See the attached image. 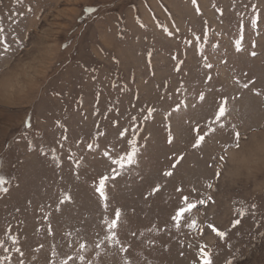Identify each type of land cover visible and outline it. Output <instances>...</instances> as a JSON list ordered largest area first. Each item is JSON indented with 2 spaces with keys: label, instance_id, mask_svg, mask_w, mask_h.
<instances>
[{
  "label": "rangeland",
  "instance_id": "rangeland-1",
  "mask_svg": "<svg viewBox=\"0 0 264 264\" xmlns=\"http://www.w3.org/2000/svg\"><path fill=\"white\" fill-rule=\"evenodd\" d=\"M0 28V174L11 181L0 194V264H118L121 248H134L136 264H203L204 254L264 264V195L216 175L237 151L230 134L242 145L264 128V0H0ZM209 83L231 109L216 124L196 99H211ZM181 100L197 103L192 135L207 132V144H179L176 170L162 118ZM133 145L138 165L108 182L105 211L93 185ZM188 202L197 208L174 220Z\"/></svg>",
  "mask_w": 264,
  "mask_h": 264
},
{
  "label": "snow or ice",
  "instance_id": "snow-or-ice-1",
  "mask_svg": "<svg viewBox=\"0 0 264 264\" xmlns=\"http://www.w3.org/2000/svg\"><path fill=\"white\" fill-rule=\"evenodd\" d=\"M17 3H21L22 0H16ZM197 0H192L193 4H196ZM28 11H32L31 8L28 9ZM84 11L88 13L89 15L95 13L97 11L94 7L85 8ZM199 11V9H197ZM253 23H257V21H253ZM143 27V25H141ZM4 30L0 28V32H3ZM169 36L172 35V33H168ZM255 45H253L254 47ZM235 50L237 53H241L243 51V48L241 46V43L237 41L235 45ZM5 51H7V48H5ZM149 56L152 55L151 52L148 53ZM257 53L255 51L251 52V56L255 57ZM204 68L206 69H212L213 65L207 61L204 63ZM213 77L211 75L207 76V79L205 80V83H208L209 81H212ZM3 87L6 91L11 92L14 91L12 88V84L10 80H6ZM244 88H248V84L243 85ZM209 88V96L211 99L209 100L208 97L203 92L198 93L196 99L198 101L203 102V105L201 107H209L212 109V116L214 119H212V123L216 124L222 120V118H225L228 115H231V109L228 107L229 101L227 98H218L215 93H219L222 90L217 89L215 87V84H208ZM258 95V93H257ZM235 99V97H233ZM191 107V109L196 110L197 113H199V108L196 102L189 101V103H185L184 100H181L178 102V105L175 108H172L171 111L166 110L165 114L163 115V124H164V130L167 133L166 135V144L165 147H169V151H166L164 153V159L171 162L173 159V156H176V159L174 162H171L170 167L171 169H178V166L183 167L182 161H185V156L182 154V150L179 148V144L185 142V140L188 139V137H191L190 140H188V143H190V146L192 149H202L204 145L207 144V141L205 137L207 136V132H205L203 135H192L193 132L199 133L201 129L197 126L199 124V120H197L193 115H190L187 112V109ZM154 111V109H149V114ZM205 119H208V117H205ZM225 125L223 123H219V129L223 130ZM235 127V125H233ZM211 131L215 132V129H211ZM241 135L239 132H235L234 138L232 135H229V138L225 142H230L233 144L234 148L237 149V152L239 155L233 159V170L234 171H240L241 169H248L249 171L252 170V166L254 162L257 159V155L255 152H242L241 151ZM247 139V138H244ZM89 148H91V145H89ZM42 151V150H41ZM260 154L261 156H264V147L260 148ZM125 156H120L119 153H116V156L119 158H111L109 157L112 165H119V169L111 168L113 175L111 177L107 174H101L98 179V186L93 185L95 192L98 193L99 197L102 201H105L104 209L107 210V201L109 199L108 197V182L115 181L117 176H122L123 171L126 170L133 165H138V157L140 156V149L133 145L131 147V150L129 151L127 148L125 149ZM107 155V153H105ZM126 161V162H125ZM223 167V166H222ZM77 168H79V164H77ZM217 176L222 175V173H216ZM163 177H173V171L170 170H164L162 172ZM80 177L77 176L76 179H79ZM262 177L256 176V179L259 180ZM15 179V177H13ZM11 183V181L7 178H5L2 174H0V194H5L8 192V188L5 187V185ZM151 187V186H150ZM209 188H212V185H208ZM160 191V185L159 183H156V186L152 188V191L150 195H154ZM179 191V189H177ZM65 199H70L69 197H66ZM211 199V197H209ZM188 200V197L185 196V201ZM264 202V198H262V201ZM199 204L203 205L205 204V201L203 199H200L198 201ZM197 208V203L195 202H188L186 203L185 207H181L178 212H176L175 216L173 217L174 220L179 221L182 216H184L185 213H191L194 209ZM122 213L119 209L115 210V219L111 220L110 223H107L108 232L105 234L108 235V233H112L114 230L118 228L119 222L121 221ZM195 224V221H193V225ZM240 224V220H236L233 224V227L235 225ZM209 228L221 239L223 240L226 236V233L223 231H218L217 228L213 227L212 224L208 225ZM136 233L133 232L132 235H135ZM109 239L116 240L117 243H119V240L117 239L116 235H110ZM83 248L84 245H81ZM96 247H99L97 244ZM19 251V249H17ZM118 251H124L127 253V256L121 257L118 264H136V260L133 256V250H129L128 248H121L118 249ZM81 259H83L81 257ZM66 264V262H65ZM101 264H108V261L102 260ZM203 264H211V260L207 258V254H204ZM231 264V262H229Z\"/></svg>",
  "mask_w": 264,
  "mask_h": 264
},
{
  "label": "clouds",
  "instance_id": "clouds-1",
  "mask_svg": "<svg viewBox=\"0 0 264 264\" xmlns=\"http://www.w3.org/2000/svg\"><path fill=\"white\" fill-rule=\"evenodd\" d=\"M264 147V128L256 133H251L247 142L242 143V152H255L257 159L252 170H233V159L239 155L237 151L230 152L228 163L222 169L221 184L223 187H235L240 184L250 185L257 195H264V156L260 154V148ZM256 176L262 177L257 180Z\"/></svg>",
  "mask_w": 264,
  "mask_h": 264
}]
</instances>
